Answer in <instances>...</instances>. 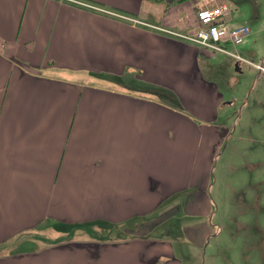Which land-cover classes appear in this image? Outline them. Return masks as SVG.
Returning a JSON list of instances; mask_svg holds the SVG:
<instances>
[{"label": "crops", "instance_id": "1", "mask_svg": "<svg viewBox=\"0 0 264 264\" xmlns=\"http://www.w3.org/2000/svg\"><path fill=\"white\" fill-rule=\"evenodd\" d=\"M221 3L0 0V264H198L168 215L212 206L224 94L183 35Z\"/></svg>", "mask_w": 264, "mask_h": 264}, {"label": "rangeland", "instance_id": "2", "mask_svg": "<svg viewBox=\"0 0 264 264\" xmlns=\"http://www.w3.org/2000/svg\"><path fill=\"white\" fill-rule=\"evenodd\" d=\"M231 2L237 6L230 16L231 24L247 23L250 35L239 45H229V49L261 62L264 0ZM212 58L211 71L204 72L216 80L224 94L218 123L225 131L213 162L209 192L212 206H189L199 216H188L184 208L187 194H183L182 202L168 216L178 223L195 219L187 228L191 231L195 224V240H187L184 250L191 253L193 241L202 240L203 247L198 244L194 250L202 255L198 264H264V81L254 86L255 71L240 63L239 72L223 53Z\"/></svg>", "mask_w": 264, "mask_h": 264}, {"label": "built area", "instance_id": "3", "mask_svg": "<svg viewBox=\"0 0 264 264\" xmlns=\"http://www.w3.org/2000/svg\"><path fill=\"white\" fill-rule=\"evenodd\" d=\"M231 13L232 9L228 3L198 9L195 29L183 36L203 47L246 60L235 50L229 49V45L235 46L243 43L250 34V28L247 24L232 25ZM256 66L264 70V66Z\"/></svg>", "mask_w": 264, "mask_h": 264}, {"label": "bare ground", "instance_id": "4", "mask_svg": "<svg viewBox=\"0 0 264 264\" xmlns=\"http://www.w3.org/2000/svg\"><path fill=\"white\" fill-rule=\"evenodd\" d=\"M225 131L223 129H213L209 134L208 144L205 150L203 170L206 171L207 163L209 161V151L217 143V146L222 140ZM219 147V146H218Z\"/></svg>", "mask_w": 264, "mask_h": 264}, {"label": "water", "instance_id": "5", "mask_svg": "<svg viewBox=\"0 0 264 264\" xmlns=\"http://www.w3.org/2000/svg\"><path fill=\"white\" fill-rule=\"evenodd\" d=\"M235 68H236V70H240V69H239V62H237V63L235 64Z\"/></svg>", "mask_w": 264, "mask_h": 264}]
</instances>
